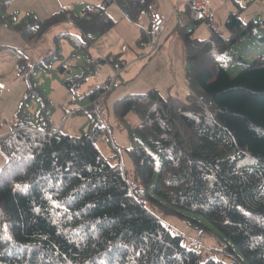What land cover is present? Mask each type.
Masks as SVG:
<instances>
[{"label": "trees", "instance_id": "obj_1", "mask_svg": "<svg viewBox=\"0 0 264 264\" xmlns=\"http://www.w3.org/2000/svg\"><path fill=\"white\" fill-rule=\"evenodd\" d=\"M12 3L0 0V22L7 19L25 41L36 43L70 21L79 31L69 34L75 53L87 54L94 72L111 65L119 76L128 66L123 53L91 57L97 41L118 24L107 8L115 3L138 23L143 14L151 19L154 0H110L87 6L81 15L64 8L45 19L29 12L20 22L15 11L8 14ZM236 5L225 22L229 36L217 30L208 11L202 20L190 17L175 27L193 89L186 99L166 98L155 89L117 99V118L132 112L141 118L135 128L139 143L128 149L131 178L123 160L108 157L98 145L110 132L105 102L118 76L84 94L90 105L73 112L92 116L91 129L80 136L61 134L46 111L50 101L35 84L57 54L31 65L16 50L18 74L28 85L24 106L38 97L44 107L36 123L26 122L22 107L12 131L0 136V264H264V53L236 76L223 65L221 58L260 25L245 21L246 6ZM202 23L209 35L198 39L194 35ZM150 28L151 20L141 46L150 45ZM65 35L57 36L58 47ZM84 81L70 77L64 86L80 98ZM100 97L103 119L95 106ZM134 188L145 190L144 204ZM166 216L201 234L211 230L207 221L231 262L205 259L202 244L174 232Z\"/></svg>", "mask_w": 264, "mask_h": 264}, {"label": "rangeland", "instance_id": "obj_2", "mask_svg": "<svg viewBox=\"0 0 264 264\" xmlns=\"http://www.w3.org/2000/svg\"><path fill=\"white\" fill-rule=\"evenodd\" d=\"M37 1L38 0H36V2ZM63 1L64 0L57 2L58 4H56V2L54 3L50 0L51 4L56 5L59 9L63 7ZM68 1L75 3V9L73 11L77 15H81L88 5H97L101 3L100 0H94L93 3L88 2V0H82L84 4L78 3L80 0ZM33 3V0H13V3L8 9V14L15 11L17 22L24 21L29 12L33 13L35 16L39 15L37 17L40 19H45L53 15L54 10H39L34 7ZM157 3L159 4V1H157ZM244 4L246 9H244L241 14L242 18L245 21L255 20L259 22L260 25L255 28L252 34L243 37L221 58L223 65L233 76H236L248 64L252 63L264 53V42L261 40L263 35L262 28L264 27V0H247ZM107 9L116 19L122 15V11L118 7L108 6ZM153 9L155 10V7H153ZM228 11L230 10H227V12H218L217 16L214 15L213 20H211L217 30L226 36L230 34L225 26L229 13ZM41 12L43 13L42 15ZM8 22L7 19L0 22V34L6 31L8 36L14 37V39L10 41L4 39L2 36V43H7V45L10 46H0V135H4L1 134V132L7 131L9 133L12 131L13 126L10 125H13L19 119V112L22 107H25L27 113L26 122L32 121L33 123L37 122V114L44 107L38 97H32L26 106H24L28 85L25 81L20 79L21 77L18 75V72L16 73L17 66L15 64L19 56L16 49L28 57L31 65L45 56L57 54V59L52 62V66L47 71L38 72L35 78V84L37 88L42 91V95L50 101L46 111L49 114L53 128L57 132L73 136H80L88 132L91 129L94 118L88 114L74 115L73 112L77 109H86L90 105L89 101H83L81 97L94 89L95 85L98 84V79H104L103 82H105L109 78L106 73L107 67L104 71L103 67L96 68L94 72L89 63L91 58L85 53H75V47L70 41L69 34L79 35V31L70 21L52 28L44 38L36 42L32 47L27 46L28 42L20 36L18 31L9 26ZM124 22L123 20H119L116 28L107 34V39H99V41H97L98 43H96V45L99 51H108L111 48L115 49L116 45L121 43L120 40L128 36L127 32L133 35L129 27L132 29V26H134L136 31L139 30V32L142 33L147 31L150 26V15L143 14L139 23L135 25L125 24ZM177 23V19L172 21L169 31L165 37L163 36V41L158 43V50L154 52L150 51L148 45L141 46L138 40H134L136 39L134 38L135 36L133 37L134 39L130 40V47L127 46L124 48L123 52L124 58L128 62L127 67L132 63V60L137 61L136 64H144V67L139 69L137 74L127 81L124 74L121 76L117 75L118 78L116 77L117 80H115L116 85L106 98V122L110 132L107 131V133L103 135L98 145L108 157L116 156L118 161H120V158L123 160L125 169L130 178L133 175L132 171H134V164L128 153V149L139 143L135 135V128L141 122V118L137 113L132 112L126 119H119L115 115L114 106L117 99L125 95L141 94L153 89L158 90L162 95L166 96V98L172 97L171 94L175 91L177 86L176 82H179V84L182 83L183 69L186 68L185 73L189 70L184 44L175 33ZM193 28V23L187 26L188 31H191ZM61 30H64L63 32L66 34L68 33V35L60 37V46L58 47L56 39ZM208 35V24L202 23L196 29L194 36L198 39H203ZM165 44H167V47L170 46V50L173 51L172 57L168 56L165 52H161V48H164ZM98 50L96 46L91 50L92 58L105 55ZM148 53L151 56L147 55ZM140 54H145L146 56L141 57ZM59 55L60 58H58ZM144 58L146 59L142 60ZM62 66L65 68L64 70H62ZM127 67L124 69H127ZM75 76L85 78L84 84L81 87L82 91L80 98L75 97V95L64 86V80L66 78ZM115 76L116 73L114 70V74L110 77L114 79ZM189 90L190 92L188 93L193 92L191 87H189ZM186 97L187 96H184V98L180 99H186ZM163 220L174 232L183 234L186 240L200 242L202 244V252L205 259L214 257L217 260H223L228 263L231 262V256L226 254L223 250L225 243L220 242L219 232L204 219V222L208 224L211 230H206L203 234L190 227L186 221L175 216H166L163 217ZM236 250L245 261V256L241 251L238 248H236ZM246 264L249 263L246 261Z\"/></svg>", "mask_w": 264, "mask_h": 264}, {"label": "crops", "instance_id": "obj_3", "mask_svg": "<svg viewBox=\"0 0 264 264\" xmlns=\"http://www.w3.org/2000/svg\"><path fill=\"white\" fill-rule=\"evenodd\" d=\"M33 1H34L33 4H34L35 8H37L39 10H41V9H44V10L45 9H51V10H54L53 14L56 13L58 10L64 9V8H68V9H70L72 11L75 9V5H74L75 3H73L72 1H68V0H64L63 1V3H62L63 7L60 8V9H59V7H56V5L51 4L50 0H38L37 2H36V0H33ZM51 1H53L54 3L56 2V4H58L57 2H61L62 0H51ZM108 1H110V0H100L101 3H99L97 5H88V6H98V5H102V4L105 5ZM157 1H159V4L157 3ZM189 1L190 0H154L155 4L153 3L154 5L152 6V11L153 12H161L162 14L166 15L167 18H169V14H170V18H169V22H168V26H167V31L163 34L164 37L167 34V32L169 31V28H170V26L172 24V21L174 19L178 20L177 25L178 24H185V23L189 22L190 17H191ZM208 1L210 2V10H208V14H210L211 20H213L214 15L217 16L218 12H221V11H226L227 12V10H230V11H228L230 13L231 11H235L237 9V5H236L237 3H240L243 6H245L244 3L247 2V0H208ZM88 2L93 3L94 0H88ZM78 3L84 4V1L80 0ZM109 6L118 7L115 3H113V4L109 5ZM153 7H155V10L153 9ZM118 8L122 11V9L120 7H118ZM42 14L43 13L41 12V15ZM36 16H39V15H36ZM116 20H118V22H119V20H123V21H125L124 22L125 24L128 23L129 25H135V24L139 23V22L137 23V22H134V21L130 20L125 15V13L123 11H122L121 17H119ZM129 29L132 31L133 35H130L127 32L128 36L123 38V40H120L121 43L117 44L115 49L111 48L108 51H99L98 48H97V45H95L96 49L99 52H101L102 54H105V55H107L108 53H112V54L123 53L124 52V48H126L127 46L130 47L129 46V42H130L131 39L136 38L134 40H138L139 41L141 36H142V32H139V30L136 31L134 26H132V29H131V27H129ZM63 31L64 30H61L59 33L63 32ZM107 34L105 36H103L101 39H107V37H108ZM2 36H3L4 39H8L10 41L13 40L14 37L13 36H8L6 31L0 34V42H1L0 46L1 47L10 46V45H7V43H2ZM163 36L160 39V43L163 41ZM5 42H8V41H5ZM34 44H35L34 42L27 43V46L32 47ZM137 44H138V42H137ZM12 45H14V44H12ZM171 47H172V45H171ZM13 48H15V47H13ZM161 52H165L170 57H172V55H173V51L170 50V46L167 47V44H165L164 48H161ZM141 55L142 54H140V56ZM145 59L146 58H144L142 60H145ZM18 60L16 61V64H15L16 66H17ZM133 61L134 60H132V63L129 65V67H127V69H123L124 71L122 70L123 72L119 75V76H121L122 74H124V76L126 78V81L129 80L130 78H132L133 76H135L137 74V72L139 71V69H142L144 67V64H136L137 61H134V62ZM138 63H140V62H138ZM145 65H147V64H145ZM102 67H103V71L107 67L106 68V73H107L108 77H110V76H112L114 74V67L113 66H111V65L110 66L102 65L99 68H102ZM185 70H186V68L183 69L182 83L179 84V82H176L177 83L176 89L171 94V96L172 97L174 96V98H184V96H187L189 94L188 92H190V90H189L190 85H189V83L186 80V73L187 72L185 73ZM112 71H113V73H112ZM17 72H18V70H16V73ZM20 79L23 80L22 77ZM103 80L104 79H98V84L95 85V86H100L102 83H104ZM7 133H8L7 131L6 132H1V134H7ZM3 162H4V158L2 156H0V166L2 165Z\"/></svg>", "mask_w": 264, "mask_h": 264}, {"label": "built area", "instance_id": "obj_4", "mask_svg": "<svg viewBox=\"0 0 264 264\" xmlns=\"http://www.w3.org/2000/svg\"><path fill=\"white\" fill-rule=\"evenodd\" d=\"M190 15L194 20H202L206 17L207 11L210 8V2L208 0H190ZM168 26V18L162 14L161 12H154L151 15V39H150V51L154 52L158 50V43H160V39L163 34L166 32ZM149 51V52H150ZM147 55H150L149 53ZM145 55L142 54L141 57ZM116 76L118 75V71H115ZM115 79V78H114ZM95 106L97 112L101 119H103L104 115V98L100 97L95 101ZM134 194L140 199L141 203L144 204L145 190L142 188H134Z\"/></svg>", "mask_w": 264, "mask_h": 264}]
</instances>
